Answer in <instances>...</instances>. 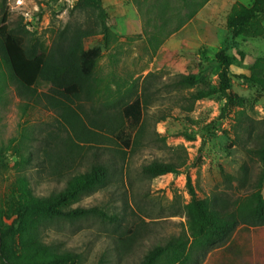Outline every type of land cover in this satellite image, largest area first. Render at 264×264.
<instances>
[{
    "label": "rangeland",
    "instance_id": "rangeland-1",
    "mask_svg": "<svg viewBox=\"0 0 264 264\" xmlns=\"http://www.w3.org/2000/svg\"><path fill=\"white\" fill-rule=\"evenodd\" d=\"M197 1L204 5L156 52L146 34L157 20L148 11L155 12L156 0H138L139 5L133 0H103L113 37L98 34L82 41V69L92 72L101 87L94 100L82 101L92 119L104 115L117 124L123 104L136 97H126L129 86L149 81L150 106L139 130L128 129L135 142L128 150L106 133L103 144H85L73 153L68 147L61 149V138L70 139L59 112L45 102L30 101L25 106L27 101L20 99L15 85L7 83L0 103V215L5 223L11 224L15 218L20 176L29 179L36 196L46 197L61 191L72 175L103 162L110 168L108 184L69 208L98 207L116 216L118 223L98 216L66 222L45 219L43 239L59 252L79 254L74 264L101 260L105 264H138L157 244L190 234L183 207L194 196L203 201L213 197L234 201L251 190L262 167L250 152L252 140L242 130L249 125L254 126L253 133L260 130L264 92L238 76H251L255 62L264 63V39L234 40L227 30V18L235 3L251 6L254 0ZM76 2L0 0V16L4 5L10 27L17 29L25 45L35 44L39 52L47 53L65 27L90 25L88 18L96 17L76 11ZM186 12L184 8L182 15ZM259 19L264 28V14ZM220 51L231 60L227 94L219 78L223 68L216 56ZM179 74L196 75L195 85L174 90L170 83ZM48 88L45 85L39 90L47 92ZM200 89L215 94L196 102L193 111H185L182 96ZM240 113L244 122L238 128ZM162 116L166 119L158 122ZM85 123L91 128L89 121ZM21 152L30 155L29 164H21ZM183 160L185 165L175 174L150 178L143 173V167L153 161L179 164ZM120 236L129 238V243L122 246ZM198 260L200 264H264V226L238 227L225 242L208 248L205 256L199 254Z\"/></svg>",
    "mask_w": 264,
    "mask_h": 264
},
{
    "label": "trees",
    "instance_id": "trees-1",
    "mask_svg": "<svg viewBox=\"0 0 264 264\" xmlns=\"http://www.w3.org/2000/svg\"><path fill=\"white\" fill-rule=\"evenodd\" d=\"M133 1L138 5L140 3L138 0ZM155 3V12L151 8L148 11L157 20L151 25L152 31H146L148 44L153 52L157 51L166 38L179 31L204 5L203 1L197 0H156ZM184 8L187 12L183 16ZM74 9L96 17L88 18L90 25L86 22L85 26H77L74 29L65 27L49 52L45 53L39 52L35 44L25 45L17 29L10 27V14L3 5L0 16V103L4 91L8 88L6 85L11 81L20 99L27 101L25 106L30 101L38 104L45 102L48 107L59 112L60 123L70 139L64 141L61 138V149L68 147L73 153L74 148L85 144H103L106 133L113 135L115 142L128 150L135 143L131 131L139 130L145 110L150 106L151 86L146 79L142 86L137 82L129 86L126 97H136L133 101L123 104L117 124L104 115L100 116V119H92L85 112L82 101L94 100L101 87L100 80L94 79L92 72L86 73L82 69V41L98 34H104L109 39L113 37V33L107 26L108 15L103 0H77ZM262 14L264 0H254L251 6L235 3L227 18V30L234 40L241 37L264 39V28L259 19ZM150 20L148 24H151ZM20 25L24 30L26 26L22 20ZM216 57L223 68L219 78L223 92L227 94L231 88V60L224 51H220ZM251 70V76L240 75L238 78L248 85L259 86L264 92V63L255 62ZM196 79L194 74H179L171 80L170 87L176 91L190 89L195 85ZM45 85L49 86L48 91H40L39 88ZM214 94L215 91L211 89L188 92L182 96L187 103L183 109L191 112L196 102L209 99ZM242 115L243 113H240L238 116V128L243 126ZM165 119L166 116H162L158 122ZM86 121H89L91 128L87 126ZM216 123L215 121L211 125ZM253 128L254 126L249 125L242 130L248 139L252 140L253 147L250 152L262 167L251 190L244 197L234 201L219 197L203 201L195 199L194 196L192 201L183 207L190 234L183 233L172 237L166 244H157L138 264H200L199 254L205 256L208 248L225 242L238 227L264 226V119L261 120L260 130L253 133ZM128 129L131 130L129 133ZM2 151L0 147V155ZM29 162L30 155H23L21 152V164L26 165ZM185 162L186 160H183L175 164L153 161L143 167V173L150 178L175 174ZM110 177L109 166L96 162L87 172L69 177L61 191L39 197L33 192L29 179L20 176L17 180L18 206L13 222L5 223L0 215V264L78 263L79 254L71 251L59 252L44 241L42 225L45 219L66 222L89 216H98L103 220L109 219L118 223L116 216H110L98 207L69 208L82 196L105 187ZM189 183L191 185L190 181ZM119 240L122 246L130 241L123 236H120ZM98 264H105V261L101 260Z\"/></svg>",
    "mask_w": 264,
    "mask_h": 264
}]
</instances>
